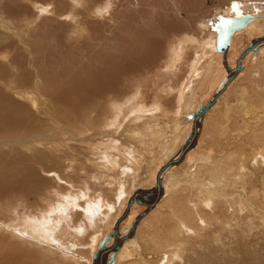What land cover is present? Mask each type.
<instances>
[{"label":"rangeland","instance_id":"rangeland-1","mask_svg":"<svg viewBox=\"0 0 264 264\" xmlns=\"http://www.w3.org/2000/svg\"><path fill=\"white\" fill-rule=\"evenodd\" d=\"M74 1L0 0V218L2 217L3 220L10 219L11 223L8 226L11 228L13 225L16 226L20 216H26L24 218L28 223H31V216L42 215L41 211L37 213L31 206L37 204L39 195L42 196L40 202L46 206L49 203L55 204L53 200L56 199L57 195L55 196L53 192L56 191L65 190L68 194L73 192L72 194L75 195V189L80 190L83 188L82 186L90 190L100 189L95 185L98 179L94 183L91 181L94 179L93 176L100 173L96 163L100 153L92 151L99 148L98 151L100 152L102 148L98 147L99 142L112 146L118 145L117 148L119 147L118 149L121 150H119L118 156H122L124 151H129L130 158L122 157L123 163L121 165L129 171L132 170V173H137H135L136 175H130V173L127 179L132 186L138 185L142 190H149V177L154 172L155 167L163 161V155L160 156L159 149L162 148L160 145L164 142L168 143L169 140H174L181 133L180 125L182 123L180 122L181 118L178 117L182 106L180 104H184L188 100L183 95H189L191 92L190 97L196 98L197 102L199 100L203 104L209 99L215 87L213 80L217 73L214 64H211V66L213 65L211 76L205 77L202 73L206 63L204 59L206 45L214 35L212 32L213 25L218 18L233 15L234 12L264 14V0H177L179 9L188 10L189 13L187 14L183 12L184 10L177 14L176 7H172L175 3L172 0H166L165 4L167 5L163 3L162 8H158L159 16L166 19L158 22V19H146L145 21L139 18L143 12L148 13L149 8L145 3H150L151 0ZM165 8L170 10L165 11ZM90 13H95V17L89 15ZM98 15L102 17H97ZM135 15L138 17L136 18ZM117 21L120 23V29H124V33H120L121 30L114 26ZM114 27L118 29H114ZM146 27L148 30H145ZM142 30L145 32L144 34L141 33ZM131 33L133 34L131 35ZM134 33L135 37H139L141 34L140 37L147 38L149 36L150 38L146 39V45H149V42L152 43L149 47L148 45L145 46L147 56L143 57L141 62L140 58L135 55L141 42L135 41ZM185 33L194 37L193 39L198 45H204L205 50L201 47H197L196 51L192 47V50L187 49L184 56L186 57L184 66L180 71L175 73L173 70L170 73L164 66L168 62L172 47L183 40ZM118 37L120 39H117ZM247 44V40L240 36V39L234 42L229 50L227 48L225 55L223 54L222 67L226 65L229 68L234 56ZM130 45L136 51H129L131 58H133L132 62L121 64L123 59L121 55H125L122 51L125 48L128 52ZM102 49H106L107 52L110 51L109 54L114 60L118 58L119 65L126 73L128 72V75L123 76V78L121 74H118L117 80L122 79L117 83L113 92L111 88L97 91L96 75L98 72L95 62L99 60V57H96L95 54H99ZM115 52L119 54L116 56ZM194 52L200 55L194 64L198 74L193 78L191 77L190 80L192 75L190 64ZM201 56L203 61L200 65L198 60ZM259 57L254 62L245 63L240 76L238 75L233 79L225 93L222 94L219 101L206 116L207 119H205V125L201 131L200 144L207 149L204 150L202 157H204L205 151H207L206 155L209 151L208 162L211 165L206 162L204 170L209 173L197 174V169L194 168L191 160L188 162L181 160L164 177L166 190L164 192L166 194L161 193V202H164L161 203L160 215H155L153 220L151 218L148 222L149 228L142 226L140 231L142 233L155 224L160 225V231H164L162 240L166 243L160 241L161 238L158 239V242L162 244L159 249L161 255L158 256V252L152 253L149 250L146 252L139 248L146 241V235L143 234L142 239L137 244L135 242L125 249V264H264L263 142L257 144L258 149L255 151L257 155L252 156L249 152V148L253 147L257 140H261L264 127L259 125L250 130L251 127L247 123L252 125L254 123L247 122V120H244L243 123L236 116L238 110L235 106L236 100L244 89L248 94V99L253 98L254 101L258 97L259 100L260 98L264 99V55L260 59ZM136 62L138 65L140 62V65L136 66ZM130 64L135 65V67H131ZM33 66L40 67V71H47L46 74L51 75L48 76L50 82H56V88L50 86V89L46 90V94L34 91L28 93L27 91H30V86H34V80L37 78ZM135 69L140 70L138 73L141 72V75H138L136 71L130 73ZM169 74L173 76L176 74L175 79H170ZM53 80L56 81L53 82ZM21 90L26 93L20 92ZM133 90H136L138 95L135 99H138L139 104L136 105H140L143 109L136 110V112L135 110L132 111L124 119L120 117L121 129L116 130V132H110V129L108 131L103 127L102 129L101 116L105 118L107 117L106 114H112L113 111L111 112V110L115 106L122 103L126 104L125 98H128L126 95L130 96ZM18 93L19 95H17ZM24 94L25 96H23ZM158 100L163 102L162 105L167 109L165 111L167 114L162 113L159 109L158 103L160 102ZM118 106L120 107V105ZM228 106H230L231 111L226 110ZM262 111L257 110L255 112L260 116ZM227 114L230 115L228 116L230 120L237 118L238 123H227L228 128L225 130L229 132L222 136L219 135V131L226 124ZM200 128L199 123L197 130ZM36 133L42 137L40 138L42 144L39 146L36 145L37 137L32 138L31 141L27 140L29 141L28 144L23 147L20 145L18 147L15 144L10 146L6 142L14 135L26 139L30 135H37ZM197 135L198 132H196L189 148L195 145ZM214 135H219L216 139L222 141V149L214 145L210 147V140ZM84 139L87 141L85 142ZM29 143H33L37 147L34 148ZM43 144L47 146L45 147ZM74 145L78 146V150H76L77 148H67ZM50 146L52 149L49 150ZM71 150L72 153L70 154ZM41 151L44 153L40 156V160L36 159L37 153ZM246 152L250 154V157H242V154L246 156ZM69 158L71 159L70 162L67 161ZM228 158L237 159L236 169L238 172L241 171L238 174H241L240 176H235L239 179L229 183L226 176L231 174L229 172L230 167L229 165L228 168L224 167V164L227 162L232 164L234 161H232L233 159L228 161ZM244 159L248 160L244 163ZM210 166L212 171H215L213 174L209 171ZM243 167H248L251 170H245L247 168L244 169ZM49 168L51 170L53 168V170L51 171ZM106 189V186H102L109 202L116 200V189L113 188L111 191ZM252 189L253 192L256 191L253 194L255 199L250 201L249 190ZM156 197L157 195L154 198L156 199ZM179 200H181L180 206L184 208L183 213L185 215L183 218L185 220L180 216L178 217L177 212L173 210L174 202L178 203ZM251 203L253 206L250 205ZM43 206L41 205V207ZM66 207L69 208L68 205ZM66 207L63 210L64 213H68ZM196 208L203 211L202 214ZM24 209L26 213L23 212ZM79 209H76V212H79L77 218L75 216L76 220L80 218ZM145 209L146 206L143 205L138 210L136 209V218ZM1 219L0 221H2ZM125 220L123 223L126 222ZM96 221L100 227L94 223L95 229L97 228L95 237L104 228L103 219ZM175 221L179 222L177 229H174ZM50 227L46 228L48 235L45 234L43 237L49 236L50 243L48 244L53 252L58 250L64 254L58 264H86L89 260L88 250L91 247L89 245L91 242L89 244L85 242V244L71 249L70 246H73V243L76 244L72 241L74 239L72 237L69 239L71 240L70 243L65 242V245L63 244L66 248H56L58 245L56 243L53 245L51 242L53 240L51 233L56 228ZM0 230V240H6L5 237H7L6 233L8 232ZM174 230L176 236H174ZM8 234L12 235L10 232ZM68 236L71 237V233H68ZM173 240L175 241L174 244ZM14 241L20 242L17 238ZM0 248L2 249L1 246ZM25 250L30 252L28 262L31 261V264H57L55 260L60 258L58 254H53L46 248L39 249L37 252H32L27 248Z\"/></svg>","mask_w":264,"mask_h":264},{"label":"bare ground","instance_id":"bare-ground-1","mask_svg":"<svg viewBox=\"0 0 264 264\" xmlns=\"http://www.w3.org/2000/svg\"><path fill=\"white\" fill-rule=\"evenodd\" d=\"M165 1L166 0H151L150 3H147L146 2L145 5L148 6V8H149V10H147L148 13L143 12L142 15H141V17L139 16V18H141V19H143L145 21H146V19H148V20H157L158 19V22L160 20L166 19L164 17L162 19L161 18L162 16H159V12H158V8L161 7V5L163 3L165 4ZM172 1H173V3H175V5H173L172 7H176L175 8L176 9L175 11H176L177 14H179V11H183V10H184L183 12L185 14L189 13L188 10L185 11V9H183V8L182 9H179V5H177V0H172ZM165 5H167V4H165ZM144 8H146V7H144ZM167 10H170V9L165 8V11H167ZM42 13H43V11H42ZM165 13H167V12H165ZM94 14L95 13H90L89 15H91L92 17H95ZM139 14H141V13H139ZM243 14H246V12L243 13ZM162 15H164V14H162ZM247 15H250L252 17L251 20L248 23H246L243 28L238 29V30H235L234 32H232V34L230 35V37L228 39V45H227V47L225 48V50L223 52L218 53V52H216L214 50V35H213V38L211 37L212 40L206 45V51H205V53H206L207 56L204 55V57H205L204 59H205V62L206 63L204 64V70L202 71V73H203V75L205 77L206 76L207 77L211 76L212 74H210V73L213 72V67H212L213 65L211 66V64H214V66L216 68V73H217V75L215 76V78L213 80V83H215L214 84L215 87H214L212 93L210 94L209 99L206 100L203 104L200 103L199 100H198V102H199L198 103L197 100H196V98H194V99L191 98L190 97L191 96L190 95L191 92H190L189 95H186V96L183 95L185 98L187 97L188 100H186L187 99L186 98L185 99L186 101L184 102V104H180L182 106L180 107L181 109L179 110L180 112H179L178 117L181 118V119L180 118L179 119H180V122L182 123L180 125V131H181V133L178 134L175 139L173 138L174 140H172V141L169 140L168 143L167 142H164L163 144L160 145V146H162V148L159 149L160 150V156L163 155V161L160 162L155 167L154 172L151 173V175L149 177L150 180H149V190H148V192L151 193V195L149 197H151V196L153 197V194L155 196L157 195V197H156V199L155 198L152 199V201H151V204L152 205L149 206V208L146 210V212L143 214V216H141V219H140V217L139 218H136L137 210L140 208V206H142V204H137V203H132L130 205V207H129L130 209H128L129 212L127 211L128 213L126 212V214L124 216H122V214H123V212H124V210L126 208V204H127L128 199L134 193L135 190L140 189V187L138 185L132 186L130 184L129 180L127 179L129 177V174L130 173H131L130 175H132V174L136 175L135 173H137V172L132 173L131 172L132 170L129 171L127 168H124L121 165V163H123L122 160H121L122 157L123 158L126 157V159L130 158L129 157L130 156L129 151H127V152L124 151V154L122 156H118L117 154H120L119 152L121 151L120 149H118L119 147L117 148L118 145L112 146L110 144H107L106 145V143H100L99 142L98 147L100 146L102 148L100 150V152L98 151L99 148H95L92 151L94 153H100L99 159L96 161L97 167H98L97 169H98V171H100V173L97 176H93V178L95 180L94 179H91V181H92V183H94L98 179L97 180V183L95 185H97V187H100V189L98 188V189H94V190L92 189V190H90L89 188L87 189V188H84V186H82L83 188L80 189V190L77 189V188L75 189V191H76V193H74L75 195L72 194L73 192L70 193V194H68L65 190H63V191H60L59 190L60 192H57V191L56 192H53V194H55V196L57 195L56 199L53 200V203H55L57 205H55V204L54 205L53 204L51 205V203H49L46 206H43V203L40 202V199H42V196L39 195L40 198L36 201L37 204L31 205V206L34 208V209L32 208L33 210H36L37 211V213L39 211H41L42 212V215L41 216H36L35 215L36 217L31 216L32 217L31 218V223H28V221L26 220V218H24L26 216H24V217L23 216L22 217L20 216V218L17 219L18 221L16 222V226L13 225L12 228H11V227L8 226L11 223L10 222L11 220L10 219L3 220V219H1L2 218L1 217L0 219L2 221H0V229L4 230V232H8V233L10 232V233H12V235L10 236L8 233H6V235H7V237H5L6 240H4V239H1L0 240V246L2 247V249L0 248V264H31V261H30V263L28 262V256H30V252L28 250H25V248L30 249V251L32 250V252L33 251L37 252V250H39V249H42V248L45 249L46 248L47 251H50L53 254H58L60 256V258H56V260H55V261H57V264H58V262L60 260H62L61 257L64 256V254L60 253L58 250H56L58 253L56 251L53 252V250H51V246H49V244H48V243H50V240L48 238L49 236L47 238H44L43 237V235H45V234L48 233L47 232L48 230L46 228H48L49 226H51L50 228H56V230L52 231L53 234L50 232L51 235L53 236V240H51V242L55 241V243L58 245V246L55 245L56 248L57 247L66 248V246H64L65 245L64 243L65 242L70 243L71 240H69V239H71L72 237H74V239H72V241L75 242L76 244L73 243V246L72 245L70 246L71 249H74L76 246H79V245L81 246V245L85 244V242H88V244H89V242H91L89 244L91 247L88 250L89 260L87 261L86 264H92L93 263V257H94V255H95V253L97 251V246H98L99 241L104 236H106L107 234H109L111 232V230L115 226L116 221L118 219L119 220H118V224H117V236H116V238H113L112 237L111 240L109 241L108 245H107V247L111 246L112 244H113V246H115L119 242L118 243V247L119 248H118V251H117V254H116V257H115L114 264H125L124 263L125 262V259H126L125 249L127 248V246H130L131 244H133L135 242L137 244V242H139L142 239L141 236L143 234L146 235V237H145L146 238V241L142 245H140L139 248L142 251L149 250L152 253H157L158 252V256L161 255L160 252H159V249L161 248L162 244H160V242H158L159 241L158 239L161 238L160 241L162 240L164 231L163 232L160 231V229H161L160 225H158V224L156 225L155 224V226L153 225L150 229H148V230H146L145 232H142V233H140V231H141V227L142 226H144V228H146V227L149 228V225H150V224L148 225L149 220L151 218L153 220V217H155V215L156 216L157 215H160V212H161L160 208H162L161 203L164 202V201L161 202V198H162L161 197V193L162 194L163 193L166 194L165 193L166 192V190H165V184H164V177H165V175L168 173V171L174 169L176 167V165L181 162V160H183V162H188L189 160H191L193 162L194 168L197 169V171H196L197 174L209 173L207 170H206V172L204 171L205 170V163L209 161L208 160V158H209V155H208L209 154V151H208V154L207 155H206V152L207 151H205L204 157H202L204 150H207V149H205V146L203 147L200 144V141L202 139L201 131H202V128L204 127V125H205V119H207L206 116L210 112V110L216 105V103L219 101V99L222 96V94L225 93L226 89L229 87V85L231 84V82L233 81V79L235 77H237L238 75L240 76V74L242 73V69H244L245 63L246 62H254V61H256L255 59L257 57L260 56L259 57V59H260L261 56L264 55V45L263 44H260L258 42L254 43V44H251L252 40H256V39H259L261 37H264V14H251V13H247ZM100 16L101 15H98L97 17H100ZM135 16H136V18L138 17L137 15H135ZM230 16H232V15H230ZM227 17H229V16H227ZM167 18H169V17H167ZM114 26L118 27L119 30H121L120 33L121 32L124 33V29H120V23L118 21L115 23ZM125 27H126V25H125ZM118 28H115L114 27V29H118ZM137 28H136V30H137ZM145 30H148L147 27H146ZM141 33L144 34L145 32L142 30ZM152 33H154V31H152ZM129 34H130V32H129ZM132 34L133 33H131V35ZM184 35H185V37L183 38V40L181 42H178L176 45H174L172 47V49L170 51L169 58H168V62H166V65L164 66V68L167 69L168 71H170V73L173 70L176 73L177 71H180L181 68L184 66V64H185L184 62H185V58H186L184 56H185V53H186V50L187 49H191V47H192L196 51L197 50L196 49L197 47H201L203 50H205V46L204 45H198L195 42V39H193L194 37H191L190 34L185 33ZM140 36L139 37L136 36L137 37L136 38L135 37V33H134V37H135L134 39H135V41H138L139 40L138 43L141 42V44L139 45L138 51L136 52L134 50V48H133L132 45L129 46L128 52H126V50L124 48L122 52H124L125 55H123V56L121 55V58L124 59V60L122 59L123 61L121 60V64H126L127 62L128 63H131L132 62V59L133 58H131V54H130L129 51H133L134 50L137 53L135 55H137L140 58V62L143 61V57L145 58V56H147L145 54L146 53V47L145 46L148 45V44L146 45V43H147L146 39L149 36L147 38H145L144 36L143 37H140ZM240 36L241 37H244L247 40L248 44L250 43L255 48V50L254 51L248 50V51H245L244 52V50L248 46V44H247L246 47H243V49H241V51L237 55L234 56L233 62L231 61L232 62L231 65L229 66V68L228 67L227 68L228 69H233L235 66H237V67H239V69L237 70V72H235L233 74V76L230 79H228V74L226 72V69L224 67H222L223 66L222 65V56H223V54L225 55V52L227 51V48L229 50L231 48V46L233 45V43L236 42L238 39H240ZM97 37H99V36H97ZM117 39H120V38L118 37ZM152 41H153V39H152ZM129 42H130V39H129ZM150 43L151 42H149V45H150ZM149 45H148V47H149ZM137 46H138V44H137ZM109 52H107L106 49H102V51L99 54H95L96 57H99V60H97L95 62L96 63V67H97V72H98V75H96V78H97V81H98V89H97V91H104V89L111 88V91L113 92L115 90V86L117 85V83H119V81H121V79L123 78V76L128 75V72L126 73L125 70L119 65L120 64L119 59L117 58V60H114L113 58H111V54H109ZM118 54L119 53H116L115 55L117 56ZM201 55H203V54H201ZM199 56L200 55H198V53L194 52V54H193V60H192V63L193 64L192 63L190 64L191 65V69H192V70H190L191 71L190 73L192 74L190 76V80H191V77L193 78V77H195L198 74V71H195L194 64L196 63L195 62L196 58L199 57ZM198 61H199L200 65H201V62L203 61L202 56L199 58ZM140 62H139V65H140ZM174 62H175V64H173ZM136 63H137L136 64V66H137L138 65V62H136ZM130 65H131V67H135V65H133V64H130ZM200 65H199V67H200ZM33 68H34L33 71L35 72V76L39 80L35 77L36 78L35 80H37V81L34 80V84L32 83L34 86L33 87L30 86V91H27L28 93H31L32 91H34L36 93H41L42 92V93H45L46 94V90L48 88L50 89V86L56 88L55 87V83L56 82L55 83H51L50 82V80H49L50 77H48V76H51V75L46 74L47 71L46 72H43V70H41L42 71L41 72L40 71V67H38V66H33ZM125 69H126V66H125ZM38 71H39V75H38ZM133 71H136L138 73L140 70L138 71V70L135 69V70L130 71V73H132ZM140 73H138V75ZM118 74H121V76H122V78L119 81L117 80ZM169 75L170 76H168V77L170 79H172V78L175 79L176 74H175V76H173L171 74H169ZM54 81H56V80H53V82ZM58 85H59V83H58ZM25 87H27V85H25ZM191 89H192V87H191ZM22 90L20 92L26 93V92H24ZM241 91H242V89H241ZM182 92H181V94H183ZM136 93H137L136 90H133V93H131V95H130L131 97L128 96V95H126L128 97V98H125L126 101H127V103L126 104L125 103L118 104V105H120L121 108L117 105V103H116L117 101L115 100L116 101L115 103H116L117 106L114 107L115 110H114V108L111 110V112L113 111L112 114H106L107 117H105V118H104V116L103 117L101 116V120H102L101 128L103 127L105 130H108V131L111 130L110 132H116V130H118V129L120 130L121 129L120 128L121 127V123H120V119H119L120 117H123V119H124L132 111L135 110V112H136V110H138V111L139 110H142L143 108L140 107V105H136V104H139L138 103V99L137 100L135 99L136 96H138ZM193 94L195 95V92H193ZM17 95H19V93ZM20 95H21V93H20ZM247 95L248 94L246 93V91L244 89L240 93L238 99L236 100L235 106H236V108L238 110L236 116H238L241 119V121H243V123H244V120H247V122L254 123L253 125L247 123V125L249 127H251L250 130H253V128L255 126H259V125L262 126V127H264L263 126L264 125V99L263 98H260V100H259V97H258V99L254 101V99L251 98L252 99V101H251V99H248ZM23 96H25V94ZM21 97H22V95H21ZM25 98H27V97H25ZM142 99H143V97H142ZM135 100H136V103H135ZM140 100H139V102H140ZM208 101H212V102L210 103V105L208 106V108L203 112V114L201 115V117L198 119L201 128L199 130H197L198 135H197V138H196V141H195L196 142L195 145L192 148H189L186 151H183L182 155L180 156V146L184 143L186 137L190 134V130H191V126H192V121H193L192 119L188 118V115L192 114L194 111L197 110V108L199 106H203ZM158 102H160V100H158ZM115 103H113V104H115ZM162 103L161 102L158 103L159 109H161V112L162 113L167 114V113H165V111H167V109L162 105ZM123 106H124V108H123ZM156 109H158V108H156ZM228 109H229V111H231L230 106L226 107V110H228ZM49 110H50V108H49ZM257 110H261V111L263 110L262 111V114L260 116H258L259 114L258 115L256 114L255 111H257ZM228 116H230V115L227 114V116H226L227 117L226 124H225V126H222L221 127V129L219 131V135H222L223 136L224 134H226V132L228 134L229 131L228 130L226 131L225 129L228 128L227 125L229 123H238L237 122V118L236 119H233V120H230V118ZM99 121H100V119H99ZM98 125H100V124H98ZM35 128H37V127H35ZM36 134L37 135L33 134L34 137L32 135H30L26 139H25V137H23L24 140H23V138H20L21 136L14 135V136H11L9 138V140H7L6 142L8 144H10V146L13 145V144H15V145H18V147H19V145L23 147V146H25V144H28L27 142H29V141H27V140H30L31 141L32 138H36L37 137L36 138V145L39 146L40 144H42V142L40 140V138H42V137H39L40 135H38V133H36ZM41 135H43V134H41ZM46 135H48V134H46ZM219 135H217V136H219ZM49 136H51V135H49ZM200 136H201V138H200ZM217 136L214 135V137L211 138V140H210V147L214 145L215 147H219L220 149H222L221 147L223 146V143H222V141L220 142L219 139H216ZM11 139H13V140H11ZM222 140H224V139H222ZM263 140H264V133H263V136H262L261 140H257V143H255V144L253 143L254 144L253 147H250V148L248 147L249 148V152H250V154L252 156L257 155L255 151L258 149L257 144H259L261 141L263 142L262 149H264V141ZM84 141L86 142L87 139H84ZM1 143L3 144V142H1ZM31 145L34 148L37 147L33 143H31L30 146ZM43 145L45 147L47 146L46 144H43ZM75 145L74 146H70V147L68 146L67 148H71V149L72 148H77L78 146H75ZM103 147H104V149H103ZM50 148H51V146L49 147V150H50ZM208 148H209V146H208ZM148 149H149V147H148ZM76 150H78V148ZM76 150H74V151L76 152ZM247 152H246V156L245 155L243 156V154H242V157H247V156L250 157L249 156L250 154L247 153ZM42 153H44V152H42V151L41 152H38L37 153V156H36V159H39L40 160V158H41L40 156L42 155ZM53 153H54V150H53ZM71 153H72V150L70 151V154ZM68 155H69V153H68ZM70 158L67 161L70 162L71 161ZM233 158H228L227 160L230 161ZM90 159L92 160V158H90ZM248 159H244V163ZM39 160H37V161L40 162ZM171 160H174V161L176 160L175 164H168V162L171 161ZM232 161H234V163H232V164H230L231 162L229 163L227 161H226L227 163H225V162H224L225 164L223 163L224 164V167H227L228 165L230 167L229 168L230 169L229 172H231V174L228 175V177L226 176V178L228 179V181H227L228 183L229 182H234L235 180L237 181V179H239V178H236L237 177L236 175H238L239 173H241V171L238 172V170L236 169V166H237V162L236 161H237V159H235V160L233 159ZM44 164H46V163H44ZM207 164L208 165H211L210 162H208ZM124 165H125V163H124ZM216 168H218L217 165H216ZM245 168H247V169H245ZM245 168H244L245 170H249V171L251 170L248 167H245ZM52 170H53V168H52ZM212 170L213 169L210 166L209 171H210V173L212 172V174H213L215 171L213 172ZM216 170H218V169H216ZM224 173L226 174V172H224ZM250 173H252V172H250ZM248 174H249V172H248ZM240 175H238V176H240ZM216 177H218V176H216ZM221 177H223V176H221ZM37 178H38V176H37ZM129 179L131 180V178H129ZM157 180H158V188L156 190V188L154 189V186H155ZM238 181L240 182V180H238ZM102 186H106V188L108 190H110V191L113 188H115L116 189L115 193L117 195L116 200H114V201H111L110 200V202H109V199H108L107 195L102 190ZM234 186H236V185H234ZM249 187H251V186L249 185ZM239 189H240V187H239ZM241 189H243V188H241ZM25 190H27V189H25ZM164 190H165V192H164ZM249 191H250L249 192V195H251V197H250L251 200L250 201H253L252 199L253 198L255 199V197H254L253 194H255L256 191L253 192L254 191L253 189L252 190H249ZM158 193L160 194L159 196H158ZM41 194H43V193H41ZM107 194H108V192H107ZM260 195H261V193H260ZM208 196H209V194H208ZM51 200H52V198H51ZM179 201L180 202H178V203L174 202V206H173L174 209L173 210L175 212H177L176 214L178 215V217L180 216V217L183 218L184 215H185L183 213V209L184 208H182L180 206L181 200H179ZM22 204H24V203H22ZM40 204L43 207H41ZM66 205H68L69 208H67ZM250 205H252V203ZM78 206H79L80 209L78 208ZM65 207L67 208L68 213H66V212L64 213L63 210H64ZM226 207H228V206H226ZM254 207H257V206L254 205ZM76 209H79L80 210V214H79V217L80 218L78 220L75 219V216L77 218V215L79 213V212L78 213L76 212ZM198 211L201 212L200 214H202V212H203L201 210H198ZM23 212H25V209H24ZM204 214H206V213H204ZM125 216H126V218H124ZM191 216H192V212H191ZM217 216H218V214H217ZM100 219H103L104 220L103 221L104 228L101 231V233L98 234L95 237V234H96L95 232L97 231V228L95 229V224L94 223L98 222L96 220H99L100 221ZM124 219H126L125 220L126 221L125 223H123L124 222ZM210 220L212 221V218ZM184 222L187 223L188 221H184ZM154 223H155V221H154ZM177 223L179 224V222L175 221V223H174V226H175L174 229H177ZM214 223H215V221H214ZM229 223H231V222H229ZM96 225H98V224L96 223ZM142 231H143V229H142ZM68 233H71V237L68 236ZM167 233L169 234V231ZM174 233H175V235H174ZM174 233H172V234L174 236H176V231L175 230H174ZM196 233H197V231H196ZM0 234H1V232H0ZM38 234H40L41 236H39ZM6 235H4V236H6ZM4 236H3V238H4ZM16 238H17V240H20L19 243H16L14 241V240H16ZM66 238H68V239H66ZM50 239H51V237H50ZM170 239H171V237H170ZM162 242H163V240H162ZM77 243H79V244H77ZM174 243H175V241L173 242V244ZM88 244H86V245L89 246ZM164 244H166V243H164ZM23 246H24V248H23ZM108 253H110V251ZM108 256H109V254L107 255L106 260L108 259ZM30 258H32V257H30ZM147 259H149V258H147Z\"/></svg>","mask_w":264,"mask_h":264},{"label":"water","instance_id":"water-1","mask_svg":"<svg viewBox=\"0 0 264 264\" xmlns=\"http://www.w3.org/2000/svg\"><path fill=\"white\" fill-rule=\"evenodd\" d=\"M251 16L247 14H239L238 12H234L232 16L229 17H220L216 21V23L213 25L212 32H214V50L218 53H221L225 50V48L228 45V39L232 32L235 30L241 29L244 27L246 23H248L251 20ZM264 43V37H261L256 40H252L251 44L254 43ZM250 43L248 44L247 48L244 50L245 51H254L255 48L251 45ZM243 52V53H244ZM242 55V54H241ZM224 68L227 70L228 74V79H230L235 72L239 69V67L235 66L233 69H228L226 65H224ZM214 99V98H213ZM212 101L206 102L203 106H199L196 111H194L192 114L188 115V118L192 119V126L190 130V134L186 137L184 143L180 146V156L182 155L183 151H186L192 144L193 138L196 135L197 128L199 121L198 119L201 117L203 112L208 108ZM179 156V157H180ZM178 159V158H177ZM176 160H171L168 162V164H175ZM158 188V180L156 181V184L154 186V189ZM151 195L148 190H142L138 189L135 190L134 193L130 196V198L127 201L126 208L122 214L124 216L126 212L128 211L130 205L132 203H137V204H142L146 206V209L141 212L137 218L143 216V214L146 212V210L151 206V201L155 197L153 194V197H149ZM151 198V199H150ZM119 220V219H118ZM118 220L116 221L115 226L111 230L109 234L104 236L98 243L97 246V251L93 257V263L92 264H114L115 257L118 251V243L117 245L113 246V244L109 247H107L109 241L111 238H116L117 236V224ZM110 251V253H108ZM108 259L107 258V255Z\"/></svg>","mask_w":264,"mask_h":264},{"label":"snow or ice","instance_id":"snow-or-ice-1","mask_svg":"<svg viewBox=\"0 0 264 264\" xmlns=\"http://www.w3.org/2000/svg\"><path fill=\"white\" fill-rule=\"evenodd\" d=\"M52 243H55V241H53Z\"/></svg>","mask_w":264,"mask_h":264}]
</instances>
